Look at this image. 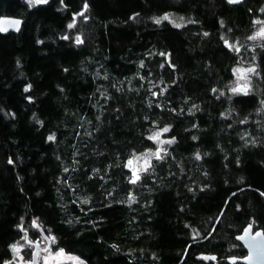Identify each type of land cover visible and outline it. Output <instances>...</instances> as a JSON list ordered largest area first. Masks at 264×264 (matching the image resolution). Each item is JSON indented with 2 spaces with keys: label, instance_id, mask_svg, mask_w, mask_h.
I'll return each mask as SVG.
<instances>
[{
  "label": "trees",
  "instance_id": "obj_1",
  "mask_svg": "<svg viewBox=\"0 0 264 264\" xmlns=\"http://www.w3.org/2000/svg\"><path fill=\"white\" fill-rule=\"evenodd\" d=\"M1 16L23 24L0 33V264L25 231L42 238L34 223L82 264L247 254L237 236L264 230V41L249 39L264 0H0Z\"/></svg>",
  "mask_w": 264,
  "mask_h": 264
},
{
  "label": "rangeland",
  "instance_id": "obj_2",
  "mask_svg": "<svg viewBox=\"0 0 264 264\" xmlns=\"http://www.w3.org/2000/svg\"><path fill=\"white\" fill-rule=\"evenodd\" d=\"M167 17V19H165ZM163 20H168L172 23L180 22V19L174 18L173 16L166 15ZM257 21H261V23H257ZM180 24V23H175ZM261 29H264V20H256L254 29L251 33V36L256 35L258 32H260ZM250 36V37H251ZM255 41H259V44L264 41V38L258 37ZM251 69H253L251 67ZM239 70V71H237ZM249 67H242L237 68L234 71L235 80L233 83V90L236 89L238 85H243L245 87H248L249 89L253 87L252 84V78H251V71H249ZM151 153L147 155H143L140 160L138 161V165L142 168L145 167L148 162L149 158L151 157ZM154 156V155H153ZM147 161V163H146ZM39 241L42 242V248L45 250L44 252L39 253V264H82V262L74 255L66 253L62 249H54V240H51L50 248L48 247V241L46 239L38 238ZM14 247L19 249V252L17 253L14 251ZM30 249V252L32 253L33 247L29 245L26 242V236L24 234L23 238H21L19 241L15 242L11 246V252H12V258L5 262L4 264H32V256H28V250ZM60 252H63V255H58ZM70 257H75L76 259H70Z\"/></svg>",
  "mask_w": 264,
  "mask_h": 264
},
{
  "label": "water",
  "instance_id": "obj_3",
  "mask_svg": "<svg viewBox=\"0 0 264 264\" xmlns=\"http://www.w3.org/2000/svg\"><path fill=\"white\" fill-rule=\"evenodd\" d=\"M229 4H240L244 0H239L238 3H230L229 0H226ZM23 21L20 18L12 16H1L0 17V33L7 32H18L22 28ZM237 89H240L239 92H247L248 87L243 85H238ZM37 227L41 234L48 241V248H50L51 240L43 231L42 227L38 223L33 224ZM247 233V234H246ZM257 233L264 234L263 229H254L252 224L247 225L243 232L237 236V240L244 246L247 251V254L243 257L232 256L227 259L231 264L240 262L243 264H264V235L257 236ZM43 251L40 243L35 244V248L32 253V264H39V253ZM214 259L213 257H207L206 261Z\"/></svg>",
  "mask_w": 264,
  "mask_h": 264
},
{
  "label": "snow or ice",
  "instance_id": "obj_4",
  "mask_svg": "<svg viewBox=\"0 0 264 264\" xmlns=\"http://www.w3.org/2000/svg\"><path fill=\"white\" fill-rule=\"evenodd\" d=\"M47 2H48V0H29L30 4H40V3H47ZM229 2L230 3H238L239 0H229ZM165 19H167V17H165ZM157 23H159V21H157ZM257 23H261V21H257ZM70 27H71V25H70ZM0 30H3V29H0ZM258 37L264 38V29H261L260 32H258L256 35L249 37V39L256 40ZM237 71H239V70H237ZM249 71H255V70L254 69H250ZM234 91H240V89H234ZM163 131L164 132H168L169 130L167 128H165V129H163ZM49 139H52V137H50ZM149 139L155 140L157 142H160V133L159 132L155 133L153 136L149 137ZM171 142L172 141H163L161 143H171ZM151 155H154L157 158H159L160 153L159 152H155V153H151ZM146 163H147V161H146ZM131 165H132V161H129V166H131ZM136 179L138 180L139 176H137ZM135 182H136V180L132 181V183H135ZM256 235L260 236V235H264V234L257 233ZM14 251H16L18 253L19 249L14 247ZM58 255L62 256L63 252H60ZM70 259H76V258L75 257H70Z\"/></svg>",
  "mask_w": 264,
  "mask_h": 264
},
{
  "label": "flooded vegetation",
  "instance_id": "obj_5",
  "mask_svg": "<svg viewBox=\"0 0 264 264\" xmlns=\"http://www.w3.org/2000/svg\"><path fill=\"white\" fill-rule=\"evenodd\" d=\"M25 236H26V242H27L29 245H31V246L33 247V250H34V248H35V244H36V243H40V244H41V247H42V242L39 241L38 238L35 239V240H32V239L30 238L29 234L27 233V231H25ZM42 237H43V235H42ZM43 238H44V237H43ZM44 239H45V238H44ZM46 240H47V239H46ZM44 251H45V250L43 249L42 252H44ZM32 253H33V251H32Z\"/></svg>",
  "mask_w": 264,
  "mask_h": 264
}]
</instances>
